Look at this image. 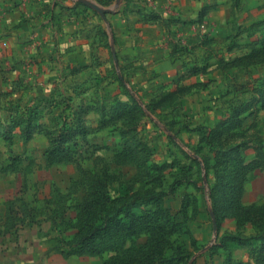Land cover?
<instances>
[{"label": "rangeland", "instance_id": "rangeland-1", "mask_svg": "<svg viewBox=\"0 0 264 264\" xmlns=\"http://www.w3.org/2000/svg\"><path fill=\"white\" fill-rule=\"evenodd\" d=\"M234 7V37L208 39L215 25L202 16L182 22L200 37L179 56L185 76L121 83L128 99L98 100L89 118L77 112L67 122L76 131L69 161L26 164L40 155L33 146L11 164L19 144L11 147L0 116V202L22 196L11 205L18 212L33 199L20 225L41 231L26 230L29 239L82 247L108 264H264V213L251 223L231 200L232 184L259 172L245 164L264 153V0ZM206 41L208 55L198 50Z\"/></svg>", "mask_w": 264, "mask_h": 264}, {"label": "crops", "instance_id": "crops-1", "mask_svg": "<svg viewBox=\"0 0 264 264\" xmlns=\"http://www.w3.org/2000/svg\"><path fill=\"white\" fill-rule=\"evenodd\" d=\"M172 3L180 22L162 18L164 1L152 7L145 0H0V116L13 135L11 147L19 144L20 150L11 156L22 161L36 146L40 155L29 154L26 164L48 168L45 150L50 135L62 129V118L70 121L81 110L89 118L101 99L110 105L123 102L128 98L121 83L146 88L158 79L185 76L188 65L179 56L186 46L196 47L200 37L182 22L208 18L215 25L207 34L212 41L237 34L226 25L234 20L236 0ZM209 42L198 50L208 55ZM258 170L241 185L242 206L264 204V166ZM16 197L23 198L0 202V264H103L105 256L67 254L50 239H29L26 230L41 231L20 225L27 223L33 199H22V210L15 212Z\"/></svg>", "mask_w": 264, "mask_h": 264}, {"label": "trees", "instance_id": "trees-1", "mask_svg": "<svg viewBox=\"0 0 264 264\" xmlns=\"http://www.w3.org/2000/svg\"><path fill=\"white\" fill-rule=\"evenodd\" d=\"M67 120L64 119L63 125L64 127H62L61 130L58 131V133H56L55 135H53L52 139H51V143L50 146L45 150V156H46V161L48 164H52V163H58V162H64V161H69L71 160L70 156L65 155V153L67 152H71L72 147H71V143L75 144V141L73 142V135L76 133V131L70 126H67ZM71 123V120L69 121ZM4 133H7L5 130L3 131ZM19 156H12L11 157V164H15L17 165V163L19 164ZM245 166H264V153L259 155L256 158L251 159L248 163L245 164ZM15 169V166L14 168ZM241 185L242 184H238V186H236V184H232V192L233 194L231 195V200L233 202V204L239 206L243 213L245 212H252L253 216L250 219H247V221L249 220L252 223V219L256 216V214L260 213H264V204L256 206V205H248V206H242L239 203L238 200V192L241 190ZM256 219V218H255ZM238 224H242L243 221L241 220H237ZM261 225V224H260ZM106 227V225H105ZM105 231H107V229H105ZM67 254H71V253H83L85 251H83L82 247H79L77 249L75 248H70L67 251H64ZM259 258V257H258ZM262 259H264V254L261 257ZM261 258L257 259L261 262ZM264 262V260H263ZM103 264H108L107 260H105L103 262Z\"/></svg>", "mask_w": 264, "mask_h": 264}, {"label": "built area", "instance_id": "built-area-1", "mask_svg": "<svg viewBox=\"0 0 264 264\" xmlns=\"http://www.w3.org/2000/svg\"><path fill=\"white\" fill-rule=\"evenodd\" d=\"M164 1L162 18L166 20L174 19L178 15L174 9L172 0H145L147 4L154 7L158 2ZM177 13V14H176Z\"/></svg>", "mask_w": 264, "mask_h": 264}, {"label": "water", "instance_id": "water-1", "mask_svg": "<svg viewBox=\"0 0 264 264\" xmlns=\"http://www.w3.org/2000/svg\"><path fill=\"white\" fill-rule=\"evenodd\" d=\"M84 3L87 4L89 7L97 10V11L103 12V10H100L95 4H93V3L89 2V1H84Z\"/></svg>", "mask_w": 264, "mask_h": 264}]
</instances>
